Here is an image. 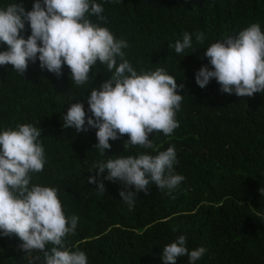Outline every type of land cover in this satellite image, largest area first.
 Here are the masks:
<instances>
[{
  "label": "trees",
  "instance_id": "obj_1",
  "mask_svg": "<svg viewBox=\"0 0 264 264\" xmlns=\"http://www.w3.org/2000/svg\"><path fill=\"white\" fill-rule=\"evenodd\" d=\"M103 7L104 19L89 18L107 27L116 39L127 42L125 58L137 72L164 68L183 84L179 127L165 136L154 132V147L125 143V134L110 140L102 155L96 132L63 127L62 117L72 103L82 102L86 116L93 88L111 73L99 61L82 86L71 81L67 65L57 76L29 62L24 75L12 65H0V132L19 124L41 130L45 148L43 171L33 173L31 184L58 189L66 217H79L75 234L66 238L72 250H82L88 264H164L163 246L187 237L189 250L206 249L195 264H264V93L239 97L222 93L215 78L201 88L196 73L212 69L204 53L211 44L235 37L253 23L264 31V0H94ZM21 3L31 11L35 0H0V8ZM192 35V47L177 54L174 45L183 33ZM203 33L204 41H196ZM25 38L31 35L26 24ZM7 45L0 44V52ZM118 59V63L121 61ZM87 127V124H86ZM175 146V172L185 180L171 194L149 185L130 207L122 200L120 181L104 179L95 165L117 156L158 154ZM103 180L105 194L89 177ZM131 190L133 189H123ZM21 239L0 232V264H30L21 250ZM49 249L52 245L47 246ZM35 264H44L43 253ZM176 264H189L187 256Z\"/></svg>",
  "mask_w": 264,
  "mask_h": 264
},
{
  "label": "clouds",
  "instance_id": "obj_2",
  "mask_svg": "<svg viewBox=\"0 0 264 264\" xmlns=\"http://www.w3.org/2000/svg\"><path fill=\"white\" fill-rule=\"evenodd\" d=\"M102 13L103 7L94 0H35L31 11L21 3L0 8V44L7 45V50L0 52V65L10 64L24 75L29 62L38 59L41 69L58 77L67 65L71 81L82 86L99 61L111 76L91 90V115L86 116L82 102L72 103L62 117L63 127H72L77 133L98 129V144L94 147L102 155L111 148L110 140L125 134L130 137L126 148L131 144L152 149L150 136L154 132L169 136L179 127L176 117L183 95L178 90L184 85H178L164 68L138 73L122 50L128 47L127 42L116 39L107 27L89 18L95 15L104 19ZM26 24L31 29L27 38L21 34ZM192 41V35L184 32L182 40L169 47L181 54L192 47ZM196 41L203 43V33L196 34ZM204 56L212 69L205 65L196 73L201 88L215 78L222 93H235L241 98L264 93V31L259 23L251 24L235 37L211 44ZM41 135L40 129L28 123L0 132V232L21 239L20 248L30 258V264L40 260L39 255L32 257L33 252L43 253L44 264H88L84 251L72 250L66 243V238L75 234L79 217H66L57 188L31 184V174L43 171L46 163ZM117 157L94 167L100 174L107 169L104 179L120 181L123 189L134 188L119 193L130 207L139 192L148 194L150 184L175 199L171 194L185 180L174 169L178 163L175 146L156 155ZM89 183L98 184L97 192L105 194L103 180L92 176ZM259 191L264 193L262 188ZM205 252L204 247L190 251L187 237L181 235L163 246L162 259L164 264H176L178 257L187 256L189 264H195Z\"/></svg>",
  "mask_w": 264,
  "mask_h": 264
}]
</instances>
